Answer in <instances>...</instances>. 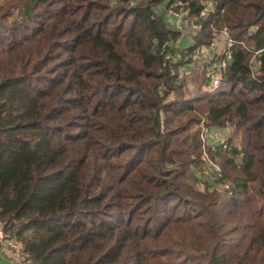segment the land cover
Instances as JSON below:
<instances>
[{
  "label": "trees",
  "instance_id": "1",
  "mask_svg": "<svg viewBox=\"0 0 264 264\" xmlns=\"http://www.w3.org/2000/svg\"><path fill=\"white\" fill-rule=\"evenodd\" d=\"M176 2L190 56L235 43L213 94L165 59ZM0 223L31 264H264V0H0Z\"/></svg>",
  "mask_w": 264,
  "mask_h": 264
},
{
  "label": "built area",
  "instance_id": "2",
  "mask_svg": "<svg viewBox=\"0 0 264 264\" xmlns=\"http://www.w3.org/2000/svg\"><path fill=\"white\" fill-rule=\"evenodd\" d=\"M190 3L189 2H176L174 4H170L165 9L166 17L173 18L174 24L171 23L172 27L179 31L180 33H184L183 29H187L191 34L192 32L198 31L199 23L197 18L190 17L189 11ZM214 11V4L212 2L205 3V7L200 14V19H204L209 16L210 13ZM223 40H214L208 48L212 50L214 53L209 56H204V58L199 59L196 55L197 62L195 64L196 69H198L202 74H204V78L206 80V85L208 89L206 90L208 93L216 92L222 84L224 73L229 66V63L232 59V48L234 47V41L229 37V31L225 27L220 32ZM222 42V43H221ZM223 44V45H222ZM224 46L222 53L220 54L218 47ZM164 49L168 50L166 53L165 59L177 62L180 60H184L187 52L184 49H180L176 44H172L170 42H166L163 46ZM174 51V52H172ZM260 52H256V55H259ZM261 67V62L255 58L251 61V69L253 73V77L259 76V70ZM203 131H205L206 139H214L211 134V130L205 126L203 127ZM206 141V140H205ZM224 145L225 149H228V145L225 141H221ZM204 160H207V154L204 153ZM212 167L213 173L216 178H222V171L217 165H210ZM223 189H229L230 186L225 184L222 187ZM0 250L7 251L12 259L17 264H31L32 258L29 253L23 251V246L21 242L10 232H7L0 223Z\"/></svg>",
  "mask_w": 264,
  "mask_h": 264
},
{
  "label": "rangeland",
  "instance_id": "3",
  "mask_svg": "<svg viewBox=\"0 0 264 264\" xmlns=\"http://www.w3.org/2000/svg\"><path fill=\"white\" fill-rule=\"evenodd\" d=\"M160 8L163 10L162 7H160ZM169 20H170V22L172 24L175 23L173 18H171V19L169 18ZM199 28L200 29L202 28L201 24H199ZM183 31H185V32L183 34L181 33V37L183 38V36H191V39H194V37L196 36V34L198 32V31L192 32V34H191L187 29H183ZM214 40H220V41L223 40L220 32L215 34ZM180 41H182V40L180 39L179 42ZM223 48H224V46H221V45L218 47L217 50H219L220 54L222 53ZM186 52H187V55H186L184 61H185V63H187L190 66H188L187 69L185 68V65L180 67L179 72H180V78H182L184 80V83H185V85H184L185 96H187V93L189 94V96H193V95H195L197 93L196 90H202L204 74H202L199 70H197V71L195 70L196 69L195 64L197 62V59H196V55L197 54L194 53L192 56H190L188 54V50H186ZM204 89L207 90L208 87L207 86H203V90ZM209 94H213V93H209ZM172 97L170 99H172ZM204 126H205V123L202 124V129H201V125L195 126V127H193V129L191 131L193 133V132H195L197 130H202V139H203V141L206 140V137H205L206 133H205V131H203V127ZM228 133H230V130H228V132L227 131L218 132V133H213L212 132L211 134L213 135L214 138L219 139V140L222 139V141H225V136L227 137ZM204 158H205V156L203 154L202 161H204ZM207 172H208V174L212 175L213 174L212 167L209 166L208 167V171H205V174H206L205 178H204L205 180H206ZM199 173H201V172L199 171ZM214 178H215V175H214ZM192 182L193 181H191V183ZM194 186L197 189H200V190H204V188H205L204 185L199 184V183L198 184L194 183ZM221 192H223L222 194L225 193L223 188H221Z\"/></svg>",
  "mask_w": 264,
  "mask_h": 264
},
{
  "label": "crops",
  "instance_id": "4",
  "mask_svg": "<svg viewBox=\"0 0 264 264\" xmlns=\"http://www.w3.org/2000/svg\"><path fill=\"white\" fill-rule=\"evenodd\" d=\"M182 40L179 42V40ZM177 43V47L180 49H185V48H189L190 46L193 45V39H191V36H183V38L181 37ZM222 43V42H221ZM223 45V44H222ZM214 52L212 50H210L208 48V46H204L202 48H200L196 54L197 57H199V59L204 58V56H209L210 54H213ZM190 65L185 66V68L187 69V67ZM196 71L198 69H195ZM197 91V90H196ZM205 91V89H204ZM0 264H17L12 257L10 256V254L7 251H1L0 250Z\"/></svg>",
  "mask_w": 264,
  "mask_h": 264
}]
</instances>
